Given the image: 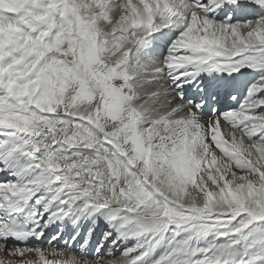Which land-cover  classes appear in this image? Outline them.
<instances>
[{
  "label": "snow or ice",
  "instance_id": "6c2138e0",
  "mask_svg": "<svg viewBox=\"0 0 264 264\" xmlns=\"http://www.w3.org/2000/svg\"><path fill=\"white\" fill-rule=\"evenodd\" d=\"M0 174V264H264V0H0Z\"/></svg>",
  "mask_w": 264,
  "mask_h": 264
},
{
  "label": "bare ground",
  "instance_id": "6f19581e",
  "mask_svg": "<svg viewBox=\"0 0 264 264\" xmlns=\"http://www.w3.org/2000/svg\"><path fill=\"white\" fill-rule=\"evenodd\" d=\"M135 3V2H134ZM162 90V89H161ZM178 102V101H176ZM259 111V109L257 110ZM205 119H207V117H205ZM230 126H227L225 125L223 122H222V132L225 136V138L229 139L230 140V136H229V133H230ZM64 244H63V241H60L59 242V248H63ZM42 249L45 250V255L48 259L50 260H54V259H63V257H56L54 255H52V247L49 246L48 244H45V245H41ZM122 248H124L123 245L119 246L118 248L114 249V257H110L108 255V250H107V247L103 250V256L106 255V257H109V259H113L115 258L116 256H118V254L120 253V251L122 250ZM34 254L32 253H27L24 257V259H31V260H38V257H34L33 256ZM67 255V253L65 254ZM0 258H3L5 259V261H7L8 259H19L18 257L17 258H12V257H7L4 255V253H0ZM108 260V259H107ZM101 264H105L103 262H101Z\"/></svg>",
  "mask_w": 264,
  "mask_h": 264
},
{
  "label": "rangeland",
  "instance_id": "374dc122",
  "mask_svg": "<svg viewBox=\"0 0 264 264\" xmlns=\"http://www.w3.org/2000/svg\"><path fill=\"white\" fill-rule=\"evenodd\" d=\"M156 87H158V86H156ZM166 87V86H165ZM164 89H162L161 91H163ZM232 130H230V132H231ZM237 136H239V133H237ZM247 142V141H246ZM217 153H219V150L217 151ZM219 155H222V154H218V156ZM235 170V169H234ZM130 246V245H129ZM122 251H123V248H122V250H121V252L118 254V256H116L115 258H113V259H119L120 258V256H121V253H122ZM34 257H36L35 255H33ZM109 260V257H104L103 256V259H102V262H104V263H106L107 264V261Z\"/></svg>",
  "mask_w": 264,
  "mask_h": 264
}]
</instances>
